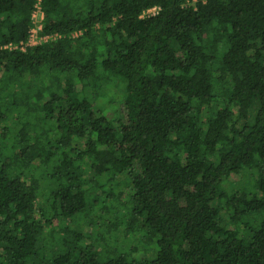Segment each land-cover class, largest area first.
<instances>
[{
    "label": "trees",
    "instance_id": "16d2710c",
    "mask_svg": "<svg viewBox=\"0 0 264 264\" xmlns=\"http://www.w3.org/2000/svg\"><path fill=\"white\" fill-rule=\"evenodd\" d=\"M35 2L0 0V264H264V0H39L26 46Z\"/></svg>",
    "mask_w": 264,
    "mask_h": 264
},
{
    "label": "built area",
    "instance_id": "2783aa9c",
    "mask_svg": "<svg viewBox=\"0 0 264 264\" xmlns=\"http://www.w3.org/2000/svg\"><path fill=\"white\" fill-rule=\"evenodd\" d=\"M156 11L155 9H151L146 11V13H152ZM31 29L29 30L28 39L26 42V46H34L40 44L42 42H46L48 39H54L56 36H39V32L42 29V11L39 6V0H36L33 11L31 13ZM5 48H12L15 49L13 46L7 45ZM22 49V47L20 48Z\"/></svg>",
    "mask_w": 264,
    "mask_h": 264
},
{
    "label": "rangeland",
    "instance_id": "374dc122",
    "mask_svg": "<svg viewBox=\"0 0 264 264\" xmlns=\"http://www.w3.org/2000/svg\"><path fill=\"white\" fill-rule=\"evenodd\" d=\"M118 109V108H117ZM88 230L85 229V232H87ZM122 229H117L115 232H112V236L108 237L107 235L101 236L104 237V241L106 242V246L108 247L109 245L112 247H116V245L114 243H116L118 246H127L128 248H132L133 245L135 246L136 242L135 239L136 238H126L125 241L121 240L122 236L124 235L122 233ZM139 252L136 253V255H138ZM140 256V255H138Z\"/></svg>",
    "mask_w": 264,
    "mask_h": 264
}]
</instances>
